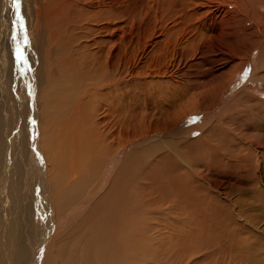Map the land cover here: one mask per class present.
<instances>
[{
    "label": "bare ground",
    "instance_id": "bare-ground-1",
    "mask_svg": "<svg viewBox=\"0 0 264 264\" xmlns=\"http://www.w3.org/2000/svg\"><path fill=\"white\" fill-rule=\"evenodd\" d=\"M0 264H264V0H0Z\"/></svg>",
    "mask_w": 264,
    "mask_h": 264
},
{
    "label": "snow or ice",
    "instance_id": "snow-or-ice-1",
    "mask_svg": "<svg viewBox=\"0 0 264 264\" xmlns=\"http://www.w3.org/2000/svg\"><path fill=\"white\" fill-rule=\"evenodd\" d=\"M12 2L15 4L17 10H19L21 0H12Z\"/></svg>",
    "mask_w": 264,
    "mask_h": 264
},
{
    "label": "rangeland",
    "instance_id": "rangeland-1",
    "mask_svg": "<svg viewBox=\"0 0 264 264\" xmlns=\"http://www.w3.org/2000/svg\"><path fill=\"white\" fill-rule=\"evenodd\" d=\"M252 132H253V133L255 132V128H254V130H253ZM248 193L252 194L251 196H254V195H255V196H254L255 198H257V196H258L257 193H255L254 191H252V192L249 191ZM254 193H255V194H254ZM244 194H245V195H248L246 192H245ZM252 212H254V211H252Z\"/></svg>",
    "mask_w": 264,
    "mask_h": 264
}]
</instances>
